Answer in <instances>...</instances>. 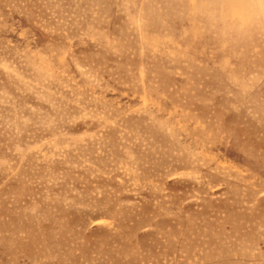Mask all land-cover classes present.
Returning <instances> with one entry per match:
<instances>
[{"label":"rangeland","instance_id":"374dc122","mask_svg":"<svg viewBox=\"0 0 264 264\" xmlns=\"http://www.w3.org/2000/svg\"><path fill=\"white\" fill-rule=\"evenodd\" d=\"M0 264H264V0H0Z\"/></svg>","mask_w":264,"mask_h":264}]
</instances>
